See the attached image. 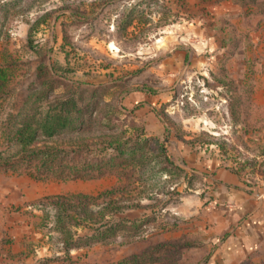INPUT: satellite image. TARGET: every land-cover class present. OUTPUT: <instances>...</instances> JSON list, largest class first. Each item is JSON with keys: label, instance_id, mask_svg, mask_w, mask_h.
<instances>
[{"label": "rangeland", "instance_id": "obj_1", "mask_svg": "<svg viewBox=\"0 0 264 264\" xmlns=\"http://www.w3.org/2000/svg\"><path fill=\"white\" fill-rule=\"evenodd\" d=\"M0 65L8 68L0 143L29 96L73 97L84 107L96 103L98 114L57 138L67 160L107 156L112 135L135 134L130 126L160 141L168 136V154L184 170L151 178L143 195L133 185L138 207L108 218L133 228L115 237L84 245L76 235L94 234L99 224L67 221L81 244L70 250L57 197L64 212H79L69 196L97 197L117 177L63 181L35 179L25 167L1 170L0 264H132L125 262L134 255L135 264H202L213 240L210 209H228L217 170L236 174L251 193L264 183V0H0ZM130 93L155 99L126 113ZM151 112L164 126L160 136L147 133ZM110 203L105 212H113ZM104 206L100 199L91 210Z\"/></svg>", "mask_w": 264, "mask_h": 264}, {"label": "trees", "instance_id": "obj_2", "mask_svg": "<svg viewBox=\"0 0 264 264\" xmlns=\"http://www.w3.org/2000/svg\"><path fill=\"white\" fill-rule=\"evenodd\" d=\"M7 79L8 68L0 65V96L5 91ZM44 97L29 96L22 102V106H19V120L9 119L8 123L15 128L7 132L8 142H2L5 145L4 148L0 143V171L13 169L16 172L18 167L19 170L25 167L28 174L35 179L63 181L117 177L116 185L111 190L99 193L97 197L83 194L69 196V199H73L75 203L73 208L79 212H64V209H68L65 206L66 202L63 201L65 198L57 197L54 204L63 212H57L56 221L59 223V230L67 235L65 244L69 250L79 248L81 244L77 243L78 240L84 245H91L103 239L115 237L123 229L133 228L129 226L130 220L123 219L118 223H110L108 219L118 212L138 207L139 204L131 202L133 199L130 194L136 191L132 186L139 185L142 190L137 193L143 195L144 186L151 178L168 173L171 169L184 171L172 161L168 154V136L160 141L157 138L147 137L145 129L128 126L127 129L135 131V134L126 137L127 130L121 129L119 134L112 135L114 140L106 143V149L110 151L107 156L88 160L74 158L67 160L61 155L64 150L58 149L57 138L62 134L80 132L87 123L94 122L98 114L97 104L93 103L84 107L73 97L52 99ZM142 105L143 102L140 101L131 108L123 106L122 110L126 113L132 112ZM110 128L119 129L120 127L111 125ZM166 130L170 133L168 129ZM41 142L42 145L39 146ZM12 145H19L16 154H10ZM117 194L121 198L116 197ZM125 195L127 198H122ZM100 199L105 201L104 208L100 212H92L93 202ZM110 201L114 204L109 208L113 212H105L111 204ZM75 217H80L82 221H94L99 224L100 229L91 235H76L79 238L76 241L73 233L66 231V223L74 221ZM142 225L143 223L138 224L137 228H141ZM136 261H140V255H134L125 263L135 264Z\"/></svg>", "mask_w": 264, "mask_h": 264}, {"label": "crops", "instance_id": "obj_3", "mask_svg": "<svg viewBox=\"0 0 264 264\" xmlns=\"http://www.w3.org/2000/svg\"><path fill=\"white\" fill-rule=\"evenodd\" d=\"M124 99L132 107L142 101L143 105L139 108L142 109L149 107L155 98L145 93H130ZM149 120L147 133L162 135L164 126L152 112L149 113ZM215 179L226 189V194L220 200L228 205V209H210L208 218L212 224L210 231L213 240L208 257L202 264H264V183L251 193L248 188H243L242 180L228 170H217ZM181 200L182 205L190 201L185 198Z\"/></svg>", "mask_w": 264, "mask_h": 264}]
</instances>
